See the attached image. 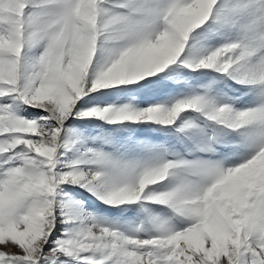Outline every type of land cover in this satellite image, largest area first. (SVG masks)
<instances>
[{"label":"snow or ice","instance_id":"1","mask_svg":"<svg viewBox=\"0 0 264 264\" xmlns=\"http://www.w3.org/2000/svg\"><path fill=\"white\" fill-rule=\"evenodd\" d=\"M0 264H264V0H0Z\"/></svg>","mask_w":264,"mask_h":264}]
</instances>
